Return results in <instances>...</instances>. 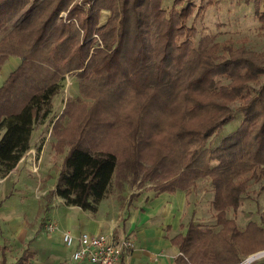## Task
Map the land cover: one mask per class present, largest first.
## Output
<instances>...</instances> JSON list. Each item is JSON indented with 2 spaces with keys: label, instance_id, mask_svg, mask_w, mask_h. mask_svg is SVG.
Returning a JSON list of instances; mask_svg holds the SVG:
<instances>
[{
  "label": "trees",
  "instance_id": "16d2710c",
  "mask_svg": "<svg viewBox=\"0 0 264 264\" xmlns=\"http://www.w3.org/2000/svg\"><path fill=\"white\" fill-rule=\"evenodd\" d=\"M160 1L84 0L70 5L72 0H0V68L8 56L20 58L0 84V177L8 175L30 148L33 126L49 114L51 98L66 73L75 72L81 81L94 80L118 97L142 96L141 112L156 100L165 117L180 114L181 124L174 132L179 147L176 158L168 154L156 159L144 176L164 171L170 158L168 167L175 164L176 171L157 192L186 190L198 178H208L220 225L213 230L187 221L184 232L171 237L181 253L175 264H237L264 249V216L257 224L248 221L241 231L225 215L228 206L241 203L250 181L264 178V55L235 54L226 48L221 61H209L192 77L189 61L200 46L191 45L193 27L184 23L190 8L175 12L161 8ZM104 8L110 15L100 25ZM62 10L67 16L60 19ZM258 16L263 19L264 13ZM153 25L156 43L147 39L153 36ZM200 91L210 99L194 97ZM238 98V105H229ZM237 114L239 126L212 146L211 140ZM185 119H193L195 125H185ZM131 122L130 159L119 162L115 150H94L78 138L63 157L46 202L55 193L66 205L95 211L113 179L119 184L129 173L135 180L134 167H141L136 146L142 124L138 119ZM119 164L122 176L116 178ZM252 264H264V259Z\"/></svg>",
  "mask_w": 264,
  "mask_h": 264
},
{
  "label": "rangeland",
  "instance_id": "374dc122",
  "mask_svg": "<svg viewBox=\"0 0 264 264\" xmlns=\"http://www.w3.org/2000/svg\"><path fill=\"white\" fill-rule=\"evenodd\" d=\"M76 2L77 0H72L70 5ZM90 5L91 3L87 7ZM185 6L190 9L184 23L187 27H193L194 31L191 45L196 48L200 46L198 54L189 61L191 66L189 72L193 69L192 77L207 67L209 61L214 64L221 61L222 57L227 55L226 48L236 52L235 54L264 55V17L260 19L258 16V13H264V0L160 1L161 8L175 12ZM109 15L110 11L105 8L101 9L99 24H104ZM66 16L67 10H62L59 15L60 19ZM161 26L163 28V24ZM155 29L154 25L149 27L153 36L149 34L148 42L156 43L159 40L155 37ZM93 36L99 43L101 42L97 35ZM98 46L101 47V44ZM8 58V64L2 68V75L5 72L8 75L20 62V58L17 56L10 55ZM3 81L0 76V84ZM253 83V81L250 82L251 85ZM60 85L58 92L51 98L49 114L45 119L37 120L33 126L29 149H34L35 158L41 159L38 170L36 172L29 171L31 164L24 160L17 170L10 173L8 184H0V187L4 188L5 186L4 190L6 189V191L2 189V196L9 193L6 198L10 203L8 213L19 212L18 218L21 224V208L23 212L46 210L45 194L53 188L63 157L72 144L80 141L78 138H81L84 145L94 150L109 148L115 150L119 156V162L124 161L125 158L130 159L127 144H131L129 141L132 129V126L129 125L131 120L138 119L142 124V129L139 134L138 146H136L138 148L136 155L141 167H134V170L137 171L135 180L129 173L126 174L130 187L133 190L143 188L152 194L154 191L157 192L156 189L165 180L169 181L172 178L176 166L171 164L170 168L168 167L170 158L164 162L168 170L163 167L164 171L158 169L146 177L144 174L146 170H151L156 159H162L164 155L168 156V154L176 158L179 143L174 137V132L180 127V114L165 117L166 114L163 115L158 111L156 100L141 112V103H138V101H142L141 95V98L137 99L134 98L135 96L131 98L126 94L118 97L117 92H112L108 88L103 89V86L94 80L81 81L75 72L66 73ZM193 95L194 97L196 95L200 100L210 99H207L206 94L201 91L199 94L194 93ZM209 96L211 98L218 97ZM239 102L241 99H234L229 105L235 106ZM182 103L183 101L180 104ZM240 119V114H237L233 120L226 122L222 131L211 140V145L218 144L226 134L235 130L240 124ZM183 123L187 126L195 125L193 119H185ZM211 145L209 144V147ZM27 157L32 158L33 156L28 154ZM122 169V164H119L116 178H121ZM262 183H264V178L261 182L250 181L241 203L236 208L228 206L225 209L226 217L232 219L237 229L241 231L248 221L257 224L260 223V217L264 216ZM186 190L189 192L191 200H187L185 211L187 213L182 224L184 225L190 220L191 211H194L192 215L196 218L191 219L195 223L217 230L220 225L216 223L217 211L212 207L213 190L209 179L198 178L196 184ZM199 197L201 199H198ZM1 226L0 248L5 244L7 254L9 257H13L16 254H12V249L10 250L8 246L11 232L5 226V229ZM263 259L260 256L257 260L259 262Z\"/></svg>",
  "mask_w": 264,
  "mask_h": 264
},
{
  "label": "crops",
  "instance_id": "0c3cea01",
  "mask_svg": "<svg viewBox=\"0 0 264 264\" xmlns=\"http://www.w3.org/2000/svg\"><path fill=\"white\" fill-rule=\"evenodd\" d=\"M8 57L0 68L3 80L7 73L2 75L1 71L8 64ZM22 162L0 178V184H6L10 173ZM52 187L49 191L55 189L54 185ZM4 188L0 187V226L3 224V228L5 226L11 232L8 246L16 255L9 257L5 244L1 245L0 264H65L72 247L63 245L62 230L77 236L83 231L90 234L107 232L112 227L117 237L129 235L134 243V249L120 257L116 264H175L177 255L181 254L171 237L185 230L182 222L187 213V200H191L185 189L150 194L143 188L133 190L128 179L119 184L113 180L95 211L66 205L53 193L50 203H46L47 210L23 212L21 208V224L19 212L8 213L10 203L6 198L9 193L2 196V189L6 191ZM192 214L194 211H191V218L195 219ZM49 219L59 228L52 233L45 231L44 227ZM70 264L77 263L72 261Z\"/></svg>",
  "mask_w": 264,
  "mask_h": 264
},
{
  "label": "built area",
  "instance_id": "2783aa9c",
  "mask_svg": "<svg viewBox=\"0 0 264 264\" xmlns=\"http://www.w3.org/2000/svg\"><path fill=\"white\" fill-rule=\"evenodd\" d=\"M77 3L81 4L82 0H77ZM28 154H32L33 157H27ZM23 160L31 164L29 168L31 172H36L41 162L40 158H35L34 149L25 151L18 163ZM44 227L48 233L59 229L56 222L50 219L45 222ZM61 239L63 245L68 248L72 247V251L65 264H70L72 261L77 264H116L120 260V257L134 249L132 238L129 235L117 237L113 227L107 232L90 234L83 231V233L77 236L73 235L70 231L62 230ZM260 256L264 258V249L246 256L237 264H252L255 260L258 261L257 259Z\"/></svg>",
  "mask_w": 264,
  "mask_h": 264
}]
</instances>
